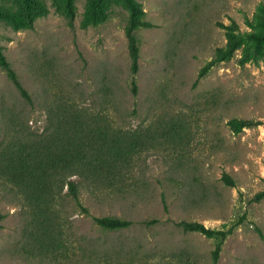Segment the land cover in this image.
Segmentation results:
<instances>
[{
    "label": "rangeland",
    "instance_id": "1",
    "mask_svg": "<svg viewBox=\"0 0 264 264\" xmlns=\"http://www.w3.org/2000/svg\"><path fill=\"white\" fill-rule=\"evenodd\" d=\"M136 2L153 26L136 31L135 94L123 0H0V52L31 96L0 62V264H211L216 240L182 220L236 224L219 264H264V40L245 38L198 80L228 26L264 29V0ZM72 110L139 145L122 181L80 186L89 213L66 186L42 222L4 159L47 142ZM234 118L262 123L236 133ZM95 216L133 224L108 230Z\"/></svg>",
    "mask_w": 264,
    "mask_h": 264
},
{
    "label": "trees",
    "instance_id": "2",
    "mask_svg": "<svg viewBox=\"0 0 264 264\" xmlns=\"http://www.w3.org/2000/svg\"><path fill=\"white\" fill-rule=\"evenodd\" d=\"M123 2L130 10L125 30L132 60V88L136 94L141 51L136 31L141 27H151L153 24L141 16L143 9L136 0H123ZM227 30L226 46L219 48V56L201 68L198 80L220 61L233 57L245 38L257 42L264 40V29L249 31L246 35L235 33L233 25L228 26ZM0 62L22 96L31 101V96L18 74L1 52ZM64 118L61 120V126L52 133L47 142L44 140L28 146L22 145L4 159V171L8 178L25 192L27 201L42 222L49 219L66 186L68 193L82 210L89 213L88 208L80 201V186L84 185L85 181L96 185H116L122 181V175L131 166L139 145V142L134 141L126 130L85 121L82 114L77 111H70ZM261 123L259 120L239 118L229 121L231 129L236 133ZM76 176L84 178V181L76 180ZM224 179L230 185L235 184L227 174L224 175ZM260 195L261 193H258L257 196ZM94 220L99 226L108 230L123 229L133 224L132 220L115 216H95ZM176 224L186 232H198L216 240L211 264H219L224 242L236 227V224H233L229 228L226 226L211 228L203 222L187 220L178 221Z\"/></svg>",
    "mask_w": 264,
    "mask_h": 264
}]
</instances>
